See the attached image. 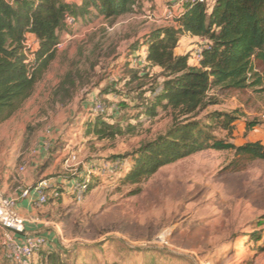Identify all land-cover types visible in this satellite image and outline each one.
<instances>
[{"label":"rangeland","instance_id":"374dc122","mask_svg":"<svg viewBox=\"0 0 264 264\" xmlns=\"http://www.w3.org/2000/svg\"><path fill=\"white\" fill-rule=\"evenodd\" d=\"M169 4L139 0L136 11L117 20L79 18L62 34L57 59L34 95L0 126V186L8 179L12 190L21 168L38 160L52 182L89 177L82 200L72 188L35 208L40 222L33 225L49 240L37 264H48L50 253L59 264H264V160L205 151L139 184L125 183L136 152L173 125L170 111H148L163 88L162 69L139 61L146 51L140 44L175 25L162 17ZM30 43L35 50L34 39ZM199 43L182 38L176 52L192 55ZM135 69L142 77L132 75ZM263 89H214L209 97L215 104L199 119L232 113L239 118L232 136L215 135L238 147L264 146ZM96 100L107 106L102 118L113 119L123 134L105 140L88 135V124L101 116ZM71 155L76 161L66 165ZM1 239L0 228V264H11Z\"/></svg>","mask_w":264,"mask_h":264},{"label":"trees","instance_id":"16d2710c","mask_svg":"<svg viewBox=\"0 0 264 264\" xmlns=\"http://www.w3.org/2000/svg\"><path fill=\"white\" fill-rule=\"evenodd\" d=\"M137 7L139 0H82L81 5L66 0H0V126L34 95L57 59L67 15L113 21ZM187 35L208 41L198 66L190 64V54L176 52ZM28 38L36 42L35 50L25 46ZM140 45L147 49L148 65L162 69L165 78L148 111L151 116L159 106L170 111L173 125L165 136L136 152L125 183L139 184L161 168L205 151H235L239 158L264 160L261 143L238 147L215 135L222 130L231 137L236 115L211 112L199 119L215 104L209 97L212 90L264 85V0H216L211 12L202 5L186 7L175 25L155 31ZM135 70L132 75L142 77ZM102 117L88 124V135L105 140L123 134L113 119ZM255 126L250 124L249 129ZM48 259V264H59L55 253Z\"/></svg>","mask_w":264,"mask_h":264},{"label":"built area","instance_id":"2783aa9c","mask_svg":"<svg viewBox=\"0 0 264 264\" xmlns=\"http://www.w3.org/2000/svg\"><path fill=\"white\" fill-rule=\"evenodd\" d=\"M216 0H171L169 6L165 7L162 11V17L166 20H170L173 23L177 19H180L186 7L194 5H202L208 11H212ZM79 18L72 15H67L65 24L67 27H74L78 24ZM34 43H36L34 41ZM208 41L201 38L199 45L196 47L191 55L190 62L200 65L203 59V52L207 48ZM28 49H32L30 38L25 43ZM62 47V44H58V50ZM140 63L148 65L147 62V49L140 54ZM136 64V60H135ZM95 112L98 115H105L108 113L107 106L96 100L93 105ZM119 107L111 108V112L118 113ZM73 161H76L75 155H71L66 165H69ZM118 166V165H117ZM22 172L26 171L25 167L21 168ZM89 177L81 182H75L72 189V194L77 201L82 200L87 185L89 184ZM36 198V205L42 207L49 203L52 199L57 201L64 196V191L57 184L52 183L50 179H42L37 182L31 189H23L19 196L9 197L0 191V228L2 230L1 249L3 251L4 258L11 264H37V255L48 247L49 240L45 236L29 234L26 229V225L38 224L40 221L38 218L31 217L26 218L18 211V205L20 201L27 200L31 195ZM43 264V263H41Z\"/></svg>","mask_w":264,"mask_h":264},{"label":"crops","instance_id":"0c3cea01","mask_svg":"<svg viewBox=\"0 0 264 264\" xmlns=\"http://www.w3.org/2000/svg\"><path fill=\"white\" fill-rule=\"evenodd\" d=\"M66 1L71 4H76V5H81V2H82V0H66ZM170 1L171 0H168V2ZM185 38L189 40L192 39L194 42L195 41L200 42L201 40V38L192 37L189 35L183 37V39ZM177 50H179V48H177ZM180 55H186V53H181ZM190 64L194 66H198L197 64H193L192 62ZM43 159L44 158H42V160ZM38 161H34L33 163H31V166L26 168V171L22 173L21 178L18 181L13 182L11 184L14 186L12 190H9L10 185L7 184L8 179H6L7 181H5V184L0 186V191H2L4 194H6L9 197H16V196H19V194L21 193L23 189H31L37 182H39L42 179H46L45 174L41 170H39ZM52 183L62 185L61 188L63 189L64 194H65V192H67L68 189L71 190L73 188L75 181L74 180L62 181L58 179L56 182L54 180V182ZM36 207L38 206L36 205V198L33 194L31 195L29 199L20 201L18 205V211L21 215H23L26 218H31V217L38 218L35 213ZM26 229L29 234L45 236L42 234L41 231L37 230V227H35L33 224L31 225V223L26 225Z\"/></svg>","mask_w":264,"mask_h":264}]
</instances>
